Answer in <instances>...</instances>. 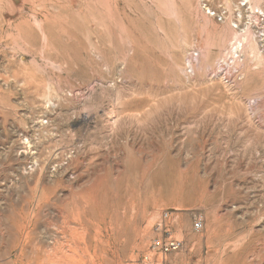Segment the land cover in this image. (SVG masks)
I'll return each instance as SVG.
<instances>
[{"label": "rangeland", "instance_id": "1", "mask_svg": "<svg viewBox=\"0 0 264 264\" xmlns=\"http://www.w3.org/2000/svg\"><path fill=\"white\" fill-rule=\"evenodd\" d=\"M76 249L264 264V0H0V264Z\"/></svg>", "mask_w": 264, "mask_h": 264}, {"label": "built area", "instance_id": "2", "mask_svg": "<svg viewBox=\"0 0 264 264\" xmlns=\"http://www.w3.org/2000/svg\"><path fill=\"white\" fill-rule=\"evenodd\" d=\"M193 228L199 230L202 228V221L200 218L193 219ZM152 231L154 237L150 242L151 250L158 252L161 255H166L170 252L179 250L182 246V240L173 236L170 227V213L163 211L159 220L153 225Z\"/></svg>", "mask_w": 264, "mask_h": 264}, {"label": "bare ground", "instance_id": "3", "mask_svg": "<svg viewBox=\"0 0 264 264\" xmlns=\"http://www.w3.org/2000/svg\"><path fill=\"white\" fill-rule=\"evenodd\" d=\"M63 218H64V217H63ZM16 219H17V218H16ZM64 219H65V218H64ZM11 220H12V219H11ZM26 223H27V224H26ZM30 224H31V222H30L29 219H27V218H26V219H23V223H22L21 226H20L21 229H20V231H19V236H18L19 239H21V238H28V237H29V233H28V227H29V226H28V225H30ZM54 233H55V232H54ZM60 234H61V233H60ZM62 234H63V233H62ZM74 234H75V233H74ZM74 234H73V235H74ZM54 237H55V236H54ZM54 237H53V238H54ZM53 238H52V239H53ZM64 238H65V237H64ZM25 240H26V239H25ZM55 244H56V243H55ZM62 244H63V243H62ZM80 248H81V247H80ZM50 251H51V250H50ZM78 251H79V250H77V249H76V250H73V254H72L73 256L71 255V256H72L71 258H72L73 262H75L76 264L79 263V261H78V260H75L73 257H75V256L78 257ZM47 255H48V254H47ZM77 257H76V259H78Z\"/></svg>", "mask_w": 264, "mask_h": 264}]
</instances>
